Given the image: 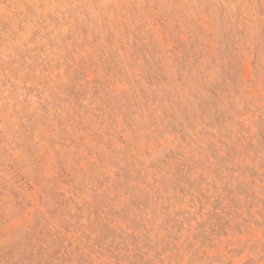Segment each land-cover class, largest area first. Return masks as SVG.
Segmentation results:
<instances>
[{
	"label": "rangeland",
	"instance_id": "1",
	"mask_svg": "<svg viewBox=\"0 0 264 264\" xmlns=\"http://www.w3.org/2000/svg\"><path fill=\"white\" fill-rule=\"evenodd\" d=\"M0 264H264V0H0Z\"/></svg>",
	"mask_w": 264,
	"mask_h": 264
},
{
	"label": "bare ground",
	"instance_id": "2",
	"mask_svg": "<svg viewBox=\"0 0 264 264\" xmlns=\"http://www.w3.org/2000/svg\"><path fill=\"white\" fill-rule=\"evenodd\" d=\"M190 21V20H189ZM14 71V70H13ZM80 116V115H79Z\"/></svg>",
	"mask_w": 264,
	"mask_h": 264
}]
</instances>
